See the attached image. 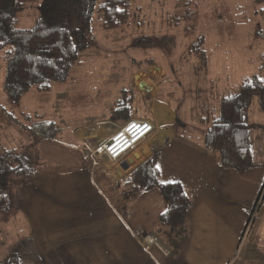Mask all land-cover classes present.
I'll return each mask as SVG.
<instances>
[{"label":"rangeland","instance_id":"1","mask_svg":"<svg viewBox=\"0 0 264 264\" xmlns=\"http://www.w3.org/2000/svg\"><path fill=\"white\" fill-rule=\"evenodd\" d=\"M132 6L139 10V16L122 31L102 29L94 15L91 30L95 44L80 54L65 81L53 83L48 92L32 88L18 105L9 101L3 89L6 63L4 52H0L1 146L23 152L34 162L35 170L61 167L53 165V159L66 155L70 128L102 119L120 97V90L133 88L135 75L151 87L148 95L152 99L161 96L170 101L178 121L187 127L182 137L192 135L195 139L197 131L200 136L204 132L197 119L206 112L215 116L220 98L248 78H264V18L256 14L264 4L256 5L253 0H135ZM37 18L18 15L15 26L31 29ZM142 37L153 39L152 44L132 45ZM148 71L152 77L146 79ZM135 96L132 112L148 118V102L140 94ZM41 120L52 121L58 132L53 139H36L53 141L50 143L55 149L37 146L36 139L29 138L27 128ZM247 123L253 165L248 173L242 172L251 186L235 199L244 206L249 204L248 214L254 210L255 222L246 247L258 243L264 220V198L255 204L264 184V111L259 109L257 97L252 100ZM188 129L193 130L188 133ZM42 156L52 159L40 165ZM20 182L14 179L9 207L0 212V263L10 252H17L24 264H32L35 259L34 243L27 233L29 222L18 212ZM123 196L130 193L123 190Z\"/></svg>","mask_w":264,"mask_h":264},{"label":"crops","instance_id":"2","mask_svg":"<svg viewBox=\"0 0 264 264\" xmlns=\"http://www.w3.org/2000/svg\"><path fill=\"white\" fill-rule=\"evenodd\" d=\"M135 92L148 95L136 87ZM148 96L150 115L143 120L154 130L136 153L90 169L85 141L102 142L124 124L106 114L72 126L66 155L53 159L61 167L34 168L32 179L21 185L18 212L30 225L32 264H264V220L258 243L246 247L254 224L248 225L250 206L235 202L251 186L245 171L223 169L219 156L204 149L201 132L195 139L182 137L187 127L169 100ZM36 141L40 147H56L53 141ZM155 151L161 181L181 184L188 200L176 224L159 221L166 210L160 191L134 194L128 180ZM51 159L42 156L39 164ZM123 190L130 196L124 197ZM152 237L158 245L145 250Z\"/></svg>","mask_w":264,"mask_h":264},{"label":"trees","instance_id":"3","mask_svg":"<svg viewBox=\"0 0 264 264\" xmlns=\"http://www.w3.org/2000/svg\"><path fill=\"white\" fill-rule=\"evenodd\" d=\"M134 1L0 0V52H4L6 63L3 89L9 101L18 105L22 96L32 88L37 92H48L53 83L65 81L80 54L95 44L91 30L94 15L102 29L122 31L139 16V10L132 9ZM253 1L256 5L264 4V0ZM256 14L264 18V9ZM18 15L38 18L31 29L21 30L15 26ZM152 42L150 37H142L132 45L146 47ZM147 62L149 65L152 63L151 60ZM134 90H120V97L107 111L109 120L125 123L131 119H147L132 112L137 94ZM141 97L145 103L151 98L148 95ZM255 97L258 98L259 109L264 111V78L257 75L244 80L234 92L220 98L215 116L206 112L200 118L199 124L204 128L203 147L219 156L223 169L245 171L253 165L247 121ZM28 131L34 137L53 139L58 128L52 121L41 120L33 123ZM157 159L155 151L131 171L128 180L134 194L160 191L166 210L159 216V221L176 224L182 219L188 200L181 184L161 181ZM33 172L34 162L28 156L0 144V212L9 207L14 179H21L22 185L31 180ZM263 198L264 184L255 204ZM253 212L248 218L249 226L254 223ZM0 264L24 262L17 252H10Z\"/></svg>","mask_w":264,"mask_h":264},{"label":"built area","instance_id":"4","mask_svg":"<svg viewBox=\"0 0 264 264\" xmlns=\"http://www.w3.org/2000/svg\"><path fill=\"white\" fill-rule=\"evenodd\" d=\"M152 124L147 120L131 119L102 142L86 140L83 155L91 170L99 169L105 161L117 162L129 156L146 141L153 132ZM158 245L155 238H151L144 246L145 250Z\"/></svg>","mask_w":264,"mask_h":264},{"label":"water","instance_id":"5","mask_svg":"<svg viewBox=\"0 0 264 264\" xmlns=\"http://www.w3.org/2000/svg\"><path fill=\"white\" fill-rule=\"evenodd\" d=\"M134 84L140 92H148L151 90V88L145 82L139 80V75L134 76Z\"/></svg>","mask_w":264,"mask_h":264}]
</instances>
